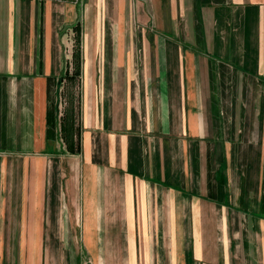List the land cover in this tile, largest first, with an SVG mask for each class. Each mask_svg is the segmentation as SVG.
<instances>
[{
  "label": "crops",
  "instance_id": "0c3cea01",
  "mask_svg": "<svg viewBox=\"0 0 264 264\" xmlns=\"http://www.w3.org/2000/svg\"><path fill=\"white\" fill-rule=\"evenodd\" d=\"M0 264H264V0H0Z\"/></svg>",
  "mask_w": 264,
  "mask_h": 264
},
{
  "label": "trees",
  "instance_id": "16d2710c",
  "mask_svg": "<svg viewBox=\"0 0 264 264\" xmlns=\"http://www.w3.org/2000/svg\"><path fill=\"white\" fill-rule=\"evenodd\" d=\"M79 41V37L77 38ZM73 70L67 69L63 75L70 84L76 86L77 92H69L68 106L63 110L60 121V131L67 149L71 152L81 150V56L77 50L73 54ZM62 95V93H61Z\"/></svg>",
  "mask_w": 264,
  "mask_h": 264
},
{
  "label": "rangeland",
  "instance_id": "374dc122",
  "mask_svg": "<svg viewBox=\"0 0 264 264\" xmlns=\"http://www.w3.org/2000/svg\"><path fill=\"white\" fill-rule=\"evenodd\" d=\"M73 57L71 59V61H73ZM73 70V64H72V67H71V71ZM69 82V81H68ZM67 82V83H68ZM71 90H73L74 92L76 91L77 92V88L76 86L72 85V84H68V85H63L62 87V112L63 110L68 106V102H69V92H72Z\"/></svg>",
  "mask_w": 264,
  "mask_h": 264
}]
</instances>
